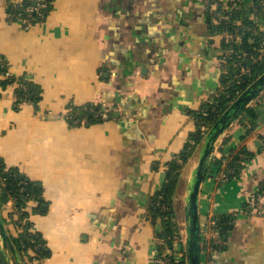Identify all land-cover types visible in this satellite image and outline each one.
<instances>
[{"label": "crops", "instance_id": "crops-1", "mask_svg": "<svg viewBox=\"0 0 264 264\" xmlns=\"http://www.w3.org/2000/svg\"><path fill=\"white\" fill-rule=\"evenodd\" d=\"M10 1L0 0V58L7 76L41 91L37 105L19 102L16 85L0 80V162L43 191L39 212L38 204L29 208L48 256L25 264H158L163 228L150 201L196 131L193 113L221 93L226 73L224 37L210 29L215 6L54 0L47 19L26 30L9 20ZM93 104L103 106L104 121L68 120ZM249 109L254 126L240 123L246 113L232 126L202 185V264H264V95ZM241 150L248 158L227 181L225 162ZM198 160L196 149L180 176L177 206L184 208ZM11 209L5 205L2 215Z\"/></svg>", "mask_w": 264, "mask_h": 264}, {"label": "trees", "instance_id": "trees-1", "mask_svg": "<svg viewBox=\"0 0 264 264\" xmlns=\"http://www.w3.org/2000/svg\"><path fill=\"white\" fill-rule=\"evenodd\" d=\"M264 0H252L257 12H260V3ZM211 5L217 4L219 1L210 0ZM229 3H231L228 0ZM49 6L43 10V17L28 16L25 14L27 7L33 6L32 0H23L21 6L18 8L9 2L7 13L9 20L15 23L27 19L32 26L44 22L54 7V0H47ZM222 1L221 4H224ZM214 7V6H213ZM221 7L216 10L210 9V14L214 21L210 23L212 34L224 35L228 33L231 38L224 37L223 47L225 50H233L234 54L228 60L229 69L222 78L221 93L212 101L205 103L199 113H193L196 119V131L191 134L185 153L181 154L179 161L174 160L167 165L166 182L163 188L156 193L151 199L150 213L154 220L162 224V231L158 235L160 245L158 247V258L162 259L165 264H186L185 260H176L174 254V247L177 242L181 240V228L178 223V216L174 207V198L177 193L179 179L182 174L184 166L193 156L197 146L202 140L207 131L217 122L220 116L226 111L230 104L244 91L252 82L264 73V52H261L264 46V33H257L254 21L249 19L248 13L253 12L251 6L248 10L232 11L228 21L219 20L216 13L222 11ZM216 11V12H215ZM241 21V26L236 23ZM239 39L240 43L236 40ZM243 51L248 55L244 61V65L249 68V73L241 75L239 70L233 67L234 64H239L241 61L239 51ZM254 57L255 60H251ZM8 63L5 59L0 58V77L1 85H16V94L19 102H32L37 105L41 100L40 87L28 81L26 78H12L7 76ZM77 118L70 116L69 121L73 122L79 120L78 123H83L86 119L90 123H99L108 116L104 111L102 105H87L83 108L75 110ZM257 116L253 109H249L245 116L240 120L241 124L250 122L254 126ZM246 152L240 151L226 163V172L224 174L225 180H230L239 176L243 167V162L247 158ZM219 165H223L222 161L216 160ZM261 190H259L260 194ZM9 201H13L11 213L8 216H3L5 224L11 221L13 233L11 235L12 241L23 257V259L30 261H38L41 258L48 256L45 249V243L41 235L35 231L34 225L31 221V214L34 209L29 208L31 204H38L35 212H39V206L43 204V191L39 183L33 182L25 177L17 168H7L0 162V208L2 209ZM223 221V220H222ZM221 226V224H219ZM167 249L170 253H167ZM0 264H4L0 258Z\"/></svg>", "mask_w": 264, "mask_h": 264}, {"label": "water", "instance_id": "water-1", "mask_svg": "<svg viewBox=\"0 0 264 264\" xmlns=\"http://www.w3.org/2000/svg\"><path fill=\"white\" fill-rule=\"evenodd\" d=\"M264 95V73L230 104L203 136L197 152L199 160L188 180L184 200L183 237L186 264H202V235L199 200L202 185L227 132ZM0 256L4 264H25L16 249L0 210Z\"/></svg>", "mask_w": 264, "mask_h": 264}, {"label": "built area", "instance_id": "built-area-1", "mask_svg": "<svg viewBox=\"0 0 264 264\" xmlns=\"http://www.w3.org/2000/svg\"><path fill=\"white\" fill-rule=\"evenodd\" d=\"M32 1H33V6L27 7L25 9V14H27L28 16H36V17L42 18L43 17V10H45L49 6V4L47 3V0H32ZM217 1H219V2L217 4H215V10L217 11V8L221 7L222 11L221 12L218 11L216 13V15H217V18L219 20H223V21L229 20L230 15H231L233 10L238 9V10L245 11V10H248L249 6H251L253 12L248 13L249 19L251 21L255 22L256 31L258 34L264 33V1H262L259 5L260 12H257L258 10L255 9V6L253 5L252 0H229L231 3H229L228 0H217ZM222 1H225V3L221 4ZM10 2L14 6L19 8L21 6L23 0H11ZM20 24H22L26 30L33 27L27 19L20 21ZM241 24H242L241 21H238L236 23L237 26H241ZM224 37H226V39L231 38V36H229L228 33H226L224 35ZM236 42L240 43V40L237 39ZM261 52H264V46H263V49ZM233 54H234L233 50H225L219 59V61L221 63V67H223L226 72L229 69V65H230L228 60L231 58V56ZM237 54H240V56L242 57L241 61L239 62V64L233 63L232 65L234 68L239 70L241 75H245V74L249 73V68L246 65H244V61L248 58V55L241 50L239 52H237ZM250 59L252 61L255 60L254 57H250ZM259 200H260V195L253 196L249 200V205H248L249 210L254 209L255 205L257 204V202ZM13 203H14L13 201H9L7 204L10 205L12 208ZM9 222L11 223V221H9ZM180 245H182V246L184 245V237H183V231L182 230H181V240H180V242H177L175 244V247H174L175 256H177V255L181 256V254L185 256V250H183L184 252H180V251H182V250H180ZM170 252L171 251L167 249V253H170ZM26 261H28V260H26ZM157 263L158 264H165V262L159 258H157Z\"/></svg>", "mask_w": 264, "mask_h": 264}, {"label": "rangeland", "instance_id": "rangeland-1", "mask_svg": "<svg viewBox=\"0 0 264 264\" xmlns=\"http://www.w3.org/2000/svg\"><path fill=\"white\" fill-rule=\"evenodd\" d=\"M214 5V4H213ZM215 6V5H214ZM175 203V202H174ZM178 204V206L176 205V204H174V207H175V211H176V213H177V216H178V223H179V226H180V228L182 229V231H183V223H184V208H183V205L180 203V202H178L177 203ZM0 210H2L1 208H0ZM2 212V211H1ZM5 216H7V212L4 214ZM183 248V249H182ZM180 250H182V251H180V252H184L183 250H184V245L182 246V245H180ZM23 258V257H22ZM24 261V260H23Z\"/></svg>", "mask_w": 264, "mask_h": 264}]
</instances>
